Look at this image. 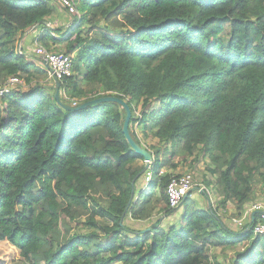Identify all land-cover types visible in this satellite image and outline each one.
Segmentation results:
<instances>
[{"label":"trees","instance_id":"1","mask_svg":"<svg viewBox=\"0 0 264 264\" xmlns=\"http://www.w3.org/2000/svg\"><path fill=\"white\" fill-rule=\"evenodd\" d=\"M54 1L0 0V87L28 85L0 95V242L25 264H223L216 248L234 252L231 264H264L258 212L239 232L219 212L242 214L264 182V0H73L81 16L64 37L44 27L37 38L73 56L59 100L20 48ZM112 96L154 157L143 175L120 104L61 106ZM201 163L222 208L200 209L191 193L178 224L127 225L173 215L167 188L182 175L170 171Z\"/></svg>","mask_w":264,"mask_h":264},{"label":"rangeland","instance_id":"2","mask_svg":"<svg viewBox=\"0 0 264 264\" xmlns=\"http://www.w3.org/2000/svg\"><path fill=\"white\" fill-rule=\"evenodd\" d=\"M62 15H66V12H64V14L59 15L57 18L61 20L60 25H66V23L63 21L64 17H62ZM50 51L54 53L68 55L66 54L65 47H57L55 49H50ZM33 54L35 56L34 60L39 61L40 58H38L35 55V53ZM42 65L44 66V63H42ZM44 68L46 67L44 66ZM46 70L48 69L46 68ZM49 73L51 75V77L49 78L51 79L52 78L51 71H49ZM50 79L48 80V82L50 81ZM14 89L15 90L18 89L21 91H27L28 85L24 81H21V83L15 86ZM141 130H142L141 128L135 127L136 133L142 138ZM148 140L149 141L143 140V142L147 146L157 143L155 139L154 140L148 139ZM174 161L179 162V159L174 160ZM170 172L174 173L175 176H179V174L183 176L190 174L193 177L194 184L196 186H202V188L206 190L208 196L207 194L205 195L204 193H201L200 189H197L195 192H192L191 194V199L195 201L198 208L210 209V205H214V207L217 209L222 208L220 204H218L219 202L218 196L213 191H211L209 189L211 187H209L206 184L207 181H212L213 179L210 176L209 172L207 171L206 166H204L202 163L196 165L192 169L189 168L188 165L186 164L180 165L176 171L171 170ZM146 178H147V175H144L139 180L137 184L138 187H144L146 185ZM255 207H260V209L257 210L255 209ZM256 211H259L258 213L259 215H261L264 211V182L261 180H257L254 183V194L252 196L250 203L247 205L246 210L242 214L239 213L234 207V205L232 204H230L227 209L222 208L219 210L220 216L221 218H223V221L225 222V224L228 225L229 228H231L233 231H236V232L241 231L246 225H248L252 221L253 213H255ZM182 213H183V207L181 205L179 209L171 216H167L164 213L158 212L153 215V218L150 221L135 222L131 220L130 217H128L126 219V223L130 227L135 228L137 230H147V228L150 227L152 224H154L157 220H161L162 225L168 228L170 225L179 223ZM235 221L243 223V226L238 225ZM80 229L85 230L83 227H80ZM212 253L216 255L218 257V260L223 264H231V262H228V261H230L235 255L233 251L222 252L221 249L219 248L213 249ZM226 257L228 261H226ZM0 264H25V263L20 259V253L14 246L6 242H0Z\"/></svg>","mask_w":264,"mask_h":264},{"label":"built area","instance_id":"3","mask_svg":"<svg viewBox=\"0 0 264 264\" xmlns=\"http://www.w3.org/2000/svg\"><path fill=\"white\" fill-rule=\"evenodd\" d=\"M59 3L64 5L69 9V14L77 16L79 19L80 16L78 15V11L75 7L73 0H58ZM22 53V51H21ZM35 55L40 58V62L47 63L51 70L53 71L54 79L56 82L61 83L65 78L72 77L74 75L73 70V57L71 55H64L59 53L51 52L47 50L46 47L40 46L36 43ZM20 80L18 78H11L8 83L4 87H0V95H4L11 90L14 89L15 86L20 84ZM146 182L149 183L152 179L151 173L146 174ZM198 187L201 191H205L202 186H196L194 184V180L192 175H185L173 177L170 181L168 188H167V195L169 198V205L172 209L179 208L186 195H188L193 188ZM255 209L259 210L260 207H255ZM259 213V211H257ZM261 216V223L257 225L255 228V233L257 235L264 236V211L260 215ZM238 225L242 226L243 223L235 221Z\"/></svg>","mask_w":264,"mask_h":264},{"label":"crops","instance_id":"4","mask_svg":"<svg viewBox=\"0 0 264 264\" xmlns=\"http://www.w3.org/2000/svg\"><path fill=\"white\" fill-rule=\"evenodd\" d=\"M52 5L54 8L52 16L48 17L44 23L36 25V28L32 29V31H28L20 39V48L24 51L26 57L34 59L35 56L33 53H35L36 43L38 40L37 38L44 27L54 31L55 33H52V35L56 37V39H61L64 37L63 35L67 32V30L72 28L76 20H78L76 16L70 15L69 12L65 10L64 6L58 2L54 1ZM64 12H66V15H62V17H64L63 21L66 23V25H60L61 20H59L57 17L61 14H64ZM78 15L81 16L80 13ZM57 47H64V44L60 43L59 45L55 46L53 43H50V49H55ZM150 227H148L147 230H150Z\"/></svg>","mask_w":264,"mask_h":264},{"label":"water","instance_id":"5","mask_svg":"<svg viewBox=\"0 0 264 264\" xmlns=\"http://www.w3.org/2000/svg\"><path fill=\"white\" fill-rule=\"evenodd\" d=\"M44 66L49 70L51 71V74H52V77H54V73L53 71L51 70V68L49 67V65L47 63H44ZM59 90H60V83L57 82L56 83V89H55V97L57 100L60 99V94H59ZM106 102H115V103H118L120 104L126 111V118H125V121H124V127H123V132H124V135L128 141V143L130 144L131 148L140 156H142L144 158V163H145V167L144 169L142 170L141 172V175L145 174L147 172V170H149V168L151 167V165L153 164V161H154V157L153 155L150 153V151L148 149H146L145 147H143L142 145L138 144L132 137L131 135V132H130V122H131V119H132V111L129 107V105L124 102L123 100L119 99L118 97H105V98H99V99H95V100H92V101H89V102H86L82 105H80L79 107L77 108H71V107H67L65 105H61L64 109L66 110H72V111H77V110H80L82 108H86V107H89V106H93V105H96V104H101V103H106ZM197 189H200V188H194L188 195H186V197L184 198V200L192 193V192H195ZM203 192V191H201ZM134 194V193H133ZM211 206V205H210ZM127 213V211L125 212V214ZM124 214V215H125ZM256 215V212L253 213V216Z\"/></svg>","mask_w":264,"mask_h":264},{"label":"clouds","instance_id":"6","mask_svg":"<svg viewBox=\"0 0 264 264\" xmlns=\"http://www.w3.org/2000/svg\"><path fill=\"white\" fill-rule=\"evenodd\" d=\"M53 79H54V77H52ZM54 81H55V79H54ZM57 82L55 81V84H56ZM146 184H147V182H146ZM200 191H201V189H200ZM204 192V191H203ZM202 193V192H201Z\"/></svg>","mask_w":264,"mask_h":264}]
</instances>
